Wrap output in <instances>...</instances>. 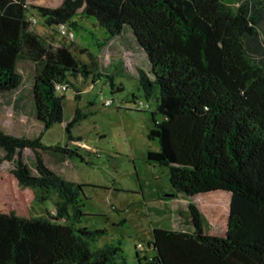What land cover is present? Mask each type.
Returning a JSON list of instances; mask_svg holds the SVG:
<instances>
[{"label":"trees","instance_id":"1","mask_svg":"<svg viewBox=\"0 0 264 264\" xmlns=\"http://www.w3.org/2000/svg\"><path fill=\"white\" fill-rule=\"evenodd\" d=\"M234 1L63 0L47 7L0 0V95L20 88L18 64L29 58L35 119L50 130L66 120L63 93L75 91L77 80L105 79L113 87L114 76L101 72L98 56L84 49L85 62L70 46L54 48L31 30L36 18L27 16L32 8L48 26L92 19L106 41L129 35L148 58L139 84L148 100L158 91L148 138L160 143L148 161L168 168L178 193H231L225 235L206 234L202 214L191 203L192 231L155 227L149 242L154 255L146 264H264V66L246 46L259 36L261 15L249 0L237 8ZM86 117L77 107L66 128L70 140L71 129ZM0 148L15 161L12 170H0V264H127L120 244L92 251L87 229L59 222L70 217L71 208L76 220L82 216L85 185L66 180L39 151L71 155L69 146H48L0 128ZM26 149L35 152L37 174L23 160ZM54 192L56 215L33 217L32 204Z\"/></svg>","mask_w":264,"mask_h":264},{"label":"rangeland","instance_id":"2","mask_svg":"<svg viewBox=\"0 0 264 264\" xmlns=\"http://www.w3.org/2000/svg\"><path fill=\"white\" fill-rule=\"evenodd\" d=\"M62 1L27 0V4L57 7ZM245 1L248 0H235L233 6L237 8ZM249 1L260 10L261 22L258 38L246 40V46L252 59L264 66V0ZM27 17L37 19L31 30L54 48L70 46L87 62L86 49L99 57L103 74L114 76L113 87L105 79L97 83L79 79L75 91L71 88L65 90L66 120L50 130H45L35 119L32 99L34 63L29 58L18 64V71L23 76L20 88L0 95V128L5 133L14 137L40 138L45 145H67L73 150L71 155L54 148L39 151L49 167L66 180L85 185L79 203L82 216L76 220L71 208L70 217L59 222L73 224L78 230L87 229L91 235L85 239L92 251L120 244L127 264H146L154 255L149 242L154 238L155 227L192 231L191 203L202 214L206 234L225 235L231 193L219 191L194 197L178 193L170 182L168 168L147 159L149 151L160 150L159 141L148 138L154 127L152 112L157 109L158 91L148 100L139 84V69L147 70L149 62L134 38L124 35L106 41L104 29L88 18L76 21L75 26H48L32 8H29ZM133 101H143L149 107L143 105L138 109ZM77 107L87 117L71 129L74 140H70L66 128ZM156 119L162 121L163 117L157 115ZM5 155L0 148V170L10 171L15 167V161L5 159ZM23 160L37 174L32 149L24 150ZM167 193L175 196L166 197ZM57 197L54 192L47 201H35L31 215L35 218L54 217Z\"/></svg>","mask_w":264,"mask_h":264},{"label":"water","instance_id":"3","mask_svg":"<svg viewBox=\"0 0 264 264\" xmlns=\"http://www.w3.org/2000/svg\"><path fill=\"white\" fill-rule=\"evenodd\" d=\"M165 196L166 197H173V196H175V194L174 193H167Z\"/></svg>","mask_w":264,"mask_h":264},{"label":"built area","instance_id":"4","mask_svg":"<svg viewBox=\"0 0 264 264\" xmlns=\"http://www.w3.org/2000/svg\"><path fill=\"white\" fill-rule=\"evenodd\" d=\"M33 22H34V23H37V20H36V19H33ZM141 246H142V245H140V247H141Z\"/></svg>","mask_w":264,"mask_h":264},{"label":"crops","instance_id":"5","mask_svg":"<svg viewBox=\"0 0 264 264\" xmlns=\"http://www.w3.org/2000/svg\"><path fill=\"white\" fill-rule=\"evenodd\" d=\"M176 230V229H175Z\"/></svg>","mask_w":264,"mask_h":264}]
</instances>
